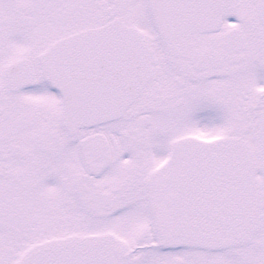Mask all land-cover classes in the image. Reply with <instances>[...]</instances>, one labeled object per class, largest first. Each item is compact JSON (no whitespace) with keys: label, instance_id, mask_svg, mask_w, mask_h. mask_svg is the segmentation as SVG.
I'll use <instances>...</instances> for the list:
<instances>
[{"label":"snow or ice","instance_id":"1","mask_svg":"<svg viewBox=\"0 0 264 264\" xmlns=\"http://www.w3.org/2000/svg\"><path fill=\"white\" fill-rule=\"evenodd\" d=\"M0 264H264V0H0Z\"/></svg>","mask_w":264,"mask_h":264}]
</instances>
